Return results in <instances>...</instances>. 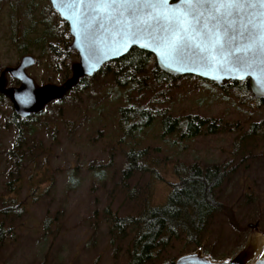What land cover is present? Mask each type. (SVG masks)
I'll list each match as a JSON object with an SVG mask.
<instances>
[{
  "label": "rangeland",
  "instance_id": "obj_1",
  "mask_svg": "<svg viewBox=\"0 0 264 264\" xmlns=\"http://www.w3.org/2000/svg\"><path fill=\"white\" fill-rule=\"evenodd\" d=\"M16 3L24 27L50 6L48 0H5L0 17H8ZM1 33L0 66L13 64L16 43ZM32 52L39 59L34 75L59 83L62 75L52 73L50 57L35 46ZM77 61L73 53L72 63ZM151 65L142 91L141 85L118 86L112 74H98L86 89L72 91L22 125L20 135L9 103L0 99V264H135L137 230L125 223L117 227L115 217H138L147 207L165 205L181 164L223 167L221 211L207 225L201 246L171 239L138 264H175L199 247L219 262L232 258L255 230L264 238V104L196 76L158 84ZM134 104L179 119L198 115L218 122V131L182 139L179 132L165 134L157 117L124 136L119 110ZM131 149L146 150L144 162L155 172L126 174Z\"/></svg>",
  "mask_w": 264,
  "mask_h": 264
},
{
  "label": "water",
  "instance_id": "obj_2",
  "mask_svg": "<svg viewBox=\"0 0 264 264\" xmlns=\"http://www.w3.org/2000/svg\"><path fill=\"white\" fill-rule=\"evenodd\" d=\"M50 3L68 22L73 37L71 50L79 54V60L72 65V76L61 85H39L29 77L24 69L35 62L32 56H25L18 68L10 69L20 77V88H5V73L0 77V93L9 97L15 113L23 118L42 113L51 102L64 99L82 79L93 77L105 64L124 57L133 48L154 55L156 65L171 76H196L220 87L249 80L253 95L264 99L262 5H253L239 16H227L219 21L211 19L205 12L199 23L191 20L192 27L180 33L183 36L181 43L170 46V23L179 15L175 9L187 7L181 5V0H168V4L159 5L156 12L143 4L138 7L133 5L137 10L132 15L122 5L107 10L96 8L95 0H50ZM160 12L163 16L158 14ZM146 13L155 18L149 19ZM205 26L223 27L229 34L223 53L214 52L215 59L212 60L206 59L207 43L201 35ZM257 226L249 224L251 228ZM262 238L255 230L243 247L228 260L215 262L199 247L180 256L175 264H264Z\"/></svg>",
  "mask_w": 264,
  "mask_h": 264
},
{
  "label": "trees",
  "instance_id": "obj_3",
  "mask_svg": "<svg viewBox=\"0 0 264 264\" xmlns=\"http://www.w3.org/2000/svg\"><path fill=\"white\" fill-rule=\"evenodd\" d=\"M154 55L133 48L124 57L105 65L98 74H112L113 81L118 86L144 87L143 74L153 61L152 72L154 81L158 84H168L178 78L161 70L154 63ZM96 74L95 76H97ZM93 76V77H95ZM93 77L81 80L78 87L72 91L84 90L89 86ZM210 82V81H209ZM214 83V82H213ZM216 84V83H215ZM224 91H235L241 95H249L264 104V99L256 98L251 89L249 80L231 82L224 87ZM120 129L124 136H130L151 126L157 117L162 118L165 134L179 132L182 139H192L202 134L218 131V122L210 121L198 115H188L182 119L163 112L150 105H131L120 108ZM146 150L128 152L130 164L126 174L132 171L155 172L144 162ZM179 181L172 184V191L163 206L147 207L144 214L127 219L115 217V224L122 229V224L135 226L137 230L133 241L134 252L132 259L135 264L144 263L154 257V251L168 245L171 239L182 238L186 244L201 246L202 236L215 214L221 211V204L217 198V190L225 179L226 171L220 165L203 167L199 164L176 167ZM174 264V263H170Z\"/></svg>",
  "mask_w": 264,
  "mask_h": 264
},
{
  "label": "flooded vegetation",
  "instance_id": "obj_4",
  "mask_svg": "<svg viewBox=\"0 0 264 264\" xmlns=\"http://www.w3.org/2000/svg\"><path fill=\"white\" fill-rule=\"evenodd\" d=\"M4 1L5 0H0V4H2ZM48 2L50 6L45 8V10L48 11L42 12L45 16H42L39 20H36V22L35 19L32 18L34 21L31 20L32 23L30 22L27 23L26 25H29L27 27H24L25 19L22 15L21 5L19 3H16V6H14L13 4L12 5L9 4L10 5L9 10L7 11L8 17H0V33L3 31L1 35L3 36L4 39L16 43V48L18 50L17 61H15L13 64L0 66V77L5 73V78H6L5 88L7 89L20 88L22 86V81L20 77L14 75L10 71V69L18 68L21 65L23 58L25 56H32L35 59V62L32 65L27 66L24 70L26 74L32 79H34L36 83H38L39 85H45L48 83L61 85L72 76V65H73L72 54L75 53V55L78 57V60H79V54L76 51L71 50L73 37L70 32V26L68 22L65 21L63 18H61V16L57 13V11L53 9L50 0H48ZM2 25L4 26V30L3 28H1ZM40 27L42 30L41 29L38 30V28ZM38 31H41V33L38 36L36 37L31 36L36 34V32ZM34 46L37 47L38 49H41L42 53L45 54V56L50 57L49 66L50 69L52 70V73L58 76L62 75V78L59 81V83L54 82L52 79H51L52 81L41 82L38 79V77L34 75L32 70L39 63L38 57H36L35 54L32 52ZM71 92L72 90L67 93L66 97ZM0 99L6 100L9 103L12 109L11 123L13 124L14 129L19 135L22 130V125L26 124L27 122H30L31 120L36 118L39 114H41V113L32 114L28 117L23 118L15 113L13 103L11 102L9 97L0 93ZM62 100L53 101L50 104ZM49 105H47L46 108ZM2 234H3V229L2 227H0V242H2L1 239H3Z\"/></svg>",
  "mask_w": 264,
  "mask_h": 264
},
{
  "label": "snow or ice",
  "instance_id": "obj_5",
  "mask_svg": "<svg viewBox=\"0 0 264 264\" xmlns=\"http://www.w3.org/2000/svg\"><path fill=\"white\" fill-rule=\"evenodd\" d=\"M143 4L147 8L157 11L159 5L168 4V0H95V6L99 9H111L117 5L126 7L129 15H132L137 7ZM264 6V0H181V5L187 7H177L175 11L179 13L170 23L171 35L169 38V45L176 46L183 41V36L180 35L182 32H187L192 27L190 21L196 20L199 23L201 17L207 15L213 20H221L227 16H239L242 11L250 9L253 5ZM205 9L204 12L200 9ZM163 16V13H158ZM149 19H154L152 14H148ZM203 41L207 43L205 51L208 53L206 59H215L213 53H223V50L229 40V34L223 27L220 28H208L205 26V31L201 34ZM200 47V46H198ZM250 47V46H249ZM239 50V49H238ZM248 49H245V51Z\"/></svg>",
  "mask_w": 264,
  "mask_h": 264
}]
</instances>
